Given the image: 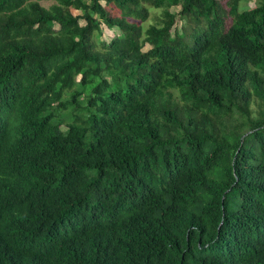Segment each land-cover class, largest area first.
Instances as JSON below:
<instances>
[{"label":"trees","instance_id":"16d2710c","mask_svg":"<svg viewBox=\"0 0 264 264\" xmlns=\"http://www.w3.org/2000/svg\"><path fill=\"white\" fill-rule=\"evenodd\" d=\"M48 1L0 0V264H264V0Z\"/></svg>","mask_w":264,"mask_h":264},{"label":"rangeland","instance_id":"374dc122","mask_svg":"<svg viewBox=\"0 0 264 264\" xmlns=\"http://www.w3.org/2000/svg\"><path fill=\"white\" fill-rule=\"evenodd\" d=\"M42 3L44 4H49L48 0H40ZM225 2V0H223ZM243 4V3H242ZM246 7L252 6L254 4V0H248L247 2L244 3ZM179 8V6L174 5L171 7L172 10H177ZM161 13H162V8H158V7H149V15L148 17L142 21V23L144 24V26H147L150 23H158L160 21V17H161ZM81 22H83V20H81ZM177 24H180V20L177 21ZM119 30L118 28H109L105 25H103L102 27V33L101 36L105 39H108L109 37L118 34ZM148 45L146 44V46L144 48H146ZM62 128H65V126L63 125Z\"/></svg>","mask_w":264,"mask_h":264}]
</instances>
